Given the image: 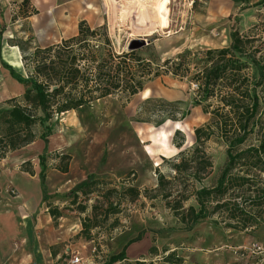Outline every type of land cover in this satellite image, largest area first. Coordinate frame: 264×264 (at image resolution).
I'll return each mask as SVG.
<instances>
[{"label": "rangeland", "instance_id": "1", "mask_svg": "<svg viewBox=\"0 0 264 264\" xmlns=\"http://www.w3.org/2000/svg\"><path fill=\"white\" fill-rule=\"evenodd\" d=\"M66 1L62 2L60 9L61 23L57 24L59 31H55V34L47 32L45 40L42 41L30 23L24 21L15 27L11 26L14 38L12 42L31 40L32 44L26 46L27 50L37 46L45 47L74 37L78 24L86 21L94 29L107 25L112 45L118 55L140 44H143L140 48H144L140 51L142 57L150 61L159 58L160 65L185 51L192 54L188 58L189 73L184 78L165 75V67H162L160 70L164 73L163 76L145 84L144 91H148L146 96H143V91L129 102L120 96L108 97L92 106L68 112L51 122L55 133L50 138L62 140L63 147L60 152L62 156L70 158L65 164H70L71 179L84 182L91 176L102 182L95 193L75 200L71 191L78 184L74 189L56 195L60 196L63 207L61 203L52 206L65 209L66 215L76 213L82 224L86 220V225L97 226L91 234L97 248L92 257L100 258L96 259L95 264L107 263L111 254L116 253L114 245L119 238H123L122 249L129 241L145 234L150 236L148 242L151 248H159L160 253L158 258L140 261L146 264H247V260L256 262L257 257L238 258L231 253L230 248L243 247L244 242L250 239L264 244L263 238H260L264 234V223L257 229L241 232L228 228L226 224H230L229 221L224 222L225 216L218 213L201 221L192 231L186 232V225L180 222L178 216L190 207L199 208L195 192L200 188L216 186L227 164V146L223 141L214 136L203 146L202 151L212 167L209 168V175L202 181L190 176L197 170L199 162L191 163L193 170L180 173L175 172L173 166L181 162L179 154L182 151L187 152L186 160L192 157L196 147L194 130L202 127L211 118V115L204 113L203 106H194V101L200 98L198 90L193 89V85L199 84L195 77L199 57L196 53L229 48L231 33L236 29L243 36L264 39V6L254 9L251 7L262 0H212V4L211 0H194V4L192 0H168L169 22L166 28L160 26L157 18L154 19L151 15L156 0H71L80 4L76 7H65L70 0ZM228 4L233 11L230 16L223 13ZM88 5L95 10H89L86 16H80ZM34 11L31 2L26 6L12 7V13H15L13 16L18 19H24V12ZM41 13L44 15L43 11ZM56 21L59 22L58 19ZM18 74L26 77L24 67ZM21 97L11 99L20 100ZM148 98L155 100L154 103L145 105L140 116L137 115L139 107ZM11 99L0 101V114L15 104L9 102ZM159 100L168 103L181 102V112L189 111L190 115L180 123L166 121L162 124L167 120L166 117L172 115L156 112L163 109L161 103L157 102ZM207 105H210L212 112L219 105V98H212L205 106ZM176 117L180 118L179 115ZM177 130L182 131L185 137L181 150L175 147L181 142V136L173 140ZM5 131L0 129V155L5 152L4 144H1V141H7ZM33 131L37 138L45 132L41 126H36ZM20 138L23 139L24 135ZM11 153L13 152H8L5 157ZM201 154L198 153L196 157L199 158ZM157 171L167 180L164 190L159 187ZM127 187L140 190V197L132 200L125 196L123 188ZM110 190L113 191L111 202L117 213L105 218L103 210H106L107 205H103V198ZM168 190L174 195L165 199L163 196ZM179 193L183 195V199L176 197ZM214 206L215 203H210V212ZM82 207L87 208L86 213H81ZM140 243L141 241H137L130 246H138L137 249L141 250L143 247L138 245ZM170 255L172 257L168 259Z\"/></svg>", "mask_w": 264, "mask_h": 264}, {"label": "trees", "instance_id": "2", "mask_svg": "<svg viewBox=\"0 0 264 264\" xmlns=\"http://www.w3.org/2000/svg\"><path fill=\"white\" fill-rule=\"evenodd\" d=\"M28 3V0H25L23 6ZM263 6L264 0L251 7L254 9ZM24 17H28V14ZM16 19L18 18L13 17V21ZM12 41L10 45L21 50L22 63L27 74L23 77L7 67L25 91L20 100H9L15 104L0 114V129L6 130L7 134V141H1L5 152L0 155V161L6 158L8 152L19 151L35 142L37 137L33 129L36 126L45 130L40 139L48 145L49 138L55 133L51 122L68 112L92 106L95 102L112 96H120L129 102L144 91L147 82L160 78L164 73L184 78L186 73H189L188 58L192 54L185 51L173 59L164 61V65L159 64V58L150 61L142 57L140 51L144 48L118 55L112 45L107 25L94 29L86 21L79 23L74 37L45 48L37 46L27 50L26 46L32 44L31 40L22 43ZM196 55L199 57L195 77L199 81L200 98L194 101V106H203L204 113L211 115V118L202 127L194 130L196 147L192 157L186 160L187 152H180L181 162L173 168L179 173L193 170L191 163L197 161V170L190 176L202 181L209 175V168L212 167L202 149L214 136L227 146L228 154L227 164L216 186L202 187L195 192L199 208L190 207L179 214L180 222L186 225L184 231L190 232L201 221L219 213L225 216L224 222L229 221L230 224H226L228 228L241 232L257 229L264 223V39L243 36L236 29L231 33L229 48L206 50L197 52ZM153 65H156V68H153ZM162 67H165L164 73L160 70ZM214 97L219 98V105L210 112V105H205ZM154 101L148 98L139 107L137 115L140 116L143 107ZM157 102L161 103L163 108L157 110V113L172 115L166 117L167 120L162 124L166 121L180 123L190 115L189 111L181 112V102ZM177 115L180 118H177ZM22 135L23 139L20 138ZM179 136L181 142L175 147L181 150L185 144L183 132L175 131L173 140ZM198 153H202L199 158L196 157ZM46 159L45 155L39 157L43 186L46 182ZM56 159L60 161L57 169L68 173L70 164L65 162L70 158L56 155ZM31 164L25 163L23 169L32 175L33 172L29 170ZM157 174L159 187L164 190L168 184L167 180L160 172L157 171ZM101 183L90 176L72 190L71 194L75 200L80 196L89 197ZM123 193L132 200L138 199L141 194L140 190L134 187L123 188ZM112 194L113 191L110 190L103 198V205H107L106 210H103L105 218L117 213L111 202ZM173 195V192L168 190L163 198L169 199ZM176 197L183 199L181 193ZM49 199L45 194V201ZM210 203H215L212 212L209 211ZM177 204L181 206V203ZM48 209L55 220L65 213V209L60 210L52 204H48ZM86 212L87 208L82 207L81 213ZM85 223L86 220L82 224L84 230L81 237L91 242V234L97 226ZM141 238L142 236H139L134 241H129L120 254L110 257L105 264L124 263L127 247ZM150 253L156 254V248H151ZM168 257L171 259L172 255Z\"/></svg>", "mask_w": 264, "mask_h": 264}, {"label": "crops", "instance_id": "3", "mask_svg": "<svg viewBox=\"0 0 264 264\" xmlns=\"http://www.w3.org/2000/svg\"><path fill=\"white\" fill-rule=\"evenodd\" d=\"M24 1L0 0V101L22 96L25 91L7 68L10 67L19 73L24 67L21 50L10 45L14 39L11 26L15 27L28 21L39 38L44 41L47 32L55 34V31H59L57 24L61 23L59 21L61 19L60 9L63 6L62 2H67L66 0H28V4L31 2L37 13L24 12L22 16L24 19L19 17L13 21L15 13H12V7H22ZM210 4H212V0ZM68 5L76 7L80 4L70 0L65 7ZM92 9L95 10L93 6L88 5L80 16H86ZM40 10L44 12V15ZM223 13L227 16L233 13L229 4ZM26 14L28 17H24ZM56 18L59 22L56 21ZM10 61L18 62L21 67L15 68ZM62 147L63 143L59 138H49L48 145L37 138L32 144L11 153L0 161V264H61L66 257L76 253L82 254L89 264H95L96 259H100L92 257L90 242L81 237V232L84 229L81 219L77 218L76 213L64 214L56 220L49 214L48 204L57 206L61 203V207L64 206L62 200L59 199L60 196L56 197V195L74 189L83 181L71 179V167H69L68 173H62L57 169L60 161L56 159V155L62 156L60 152ZM42 155L47 158L45 186L42 185L40 179L42 168L39 157ZM27 162L32 163L29 167V170L33 172L32 175L23 169V165ZM45 194L50 197L48 201H45ZM149 237V234L142 236L141 243L138 244L142 245L141 250L137 249L138 246L129 245L127 247L125 262L136 263L153 257L158 258L159 248L155 255L150 253ZM260 238H263L264 241V234ZM122 243L123 238H119L114 245L116 253L111 254L110 257L123 251L127 244L123 245L121 249ZM252 243L259 242L250 239L242 246ZM245 263L264 264V256L261 255V258L257 256L256 262L247 260Z\"/></svg>", "mask_w": 264, "mask_h": 264}, {"label": "built area", "instance_id": "4", "mask_svg": "<svg viewBox=\"0 0 264 264\" xmlns=\"http://www.w3.org/2000/svg\"><path fill=\"white\" fill-rule=\"evenodd\" d=\"M199 1V0H198ZM192 4H194V0H192ZM193 89L198 90L199 84L193 85ZM92 246V254H95L97 252V248L95 246V241L90 242ZM235 256L238 258H243V257H261L264 256V245L261 243H252L248 246H243L239 248H230ZM61 264H89L85 261L83 258L82 254L76 253V254H71L70 256L66 257Z\"/></svg>", "mask_w": 264, "mask_h": 264}, {"label": "bare ground", "instance_id": "5", "mask_svg": "<svg viewBox=\"0 0 264 264\" xmlns=\"http://www.w3.org/2000/svg\"><path fill=\"white\" fill-rule=\"evenodd\" d=\"M151 15L153 18L154 17L157 18L160 26H162L163 28H166L169 22V1L168 0H156L155 4L153 5L151 9ZM10 62L15 68L21 67L18 62H15V61H10ZM142 94L143 96H146L148 94V91H144Z\"/></svg>", "mask_w": 264, "mask_h": 264}, {"label": "water", "instance_id": "6", "mask_svg": "<svg viewBox=\"0 0 264 264\" xmlns=\"http://www.w3.org/2000/svg\"><path fill=\"white\" fill-rule=\"evenodd\" d=\"M142 45H143V44H140L139 46L134 47V48H131V49H132V50H134V49H138V48L142 47Z\"/></svg>", "mask_w": 264, "mask_h": 264}]
</instances>
